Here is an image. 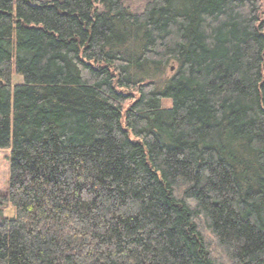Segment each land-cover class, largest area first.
I'll return each instance as SVG.
<instances>
[{"label": "trees", "instance_id": "16d2710c", "mask_svg": "<svg viewBox=\"0 0 264 264\" xmlns=\"http://www.w3.org/2000/svg\"><path fill=\"white\" fill-rule=\"evenodd\" d=\"M5 148L0 264H264V0H0Z\"/></svg>", "mask_w": 264, "mask_h": 264}, {"label": "rangeland", "instance_id": "374dc122", "mask_svg": "<svg viewBox=\"0 0 264 264\" xmlns=\"http://www.w3.org/2000/svg\"><path fill=\"white\" fill-rule=\"evenodd\" d=\"M22 78L18 75H14L13 81L15 84L21 82ZM11 149H0V194L7 193L10 178V166H11ZM6 215L9 217L15 216V208L10 205L6 211Z\"/></svg>", "mask_w": 264, "mask_h": 264}, {"label": "bare ground", "instance_id": "6f19581e", "mask_svg": "<svg viewBox=\"0 0 264 264\" xmlns=\"http://www.w3.org/2000/svg\"><path fill=\"white\" fill-rule=\"evenodd\" d=\"M172 69H173V67H172Z\"/></svg>", "mask_w": 264, "mask_h": 264}]
</instances>
